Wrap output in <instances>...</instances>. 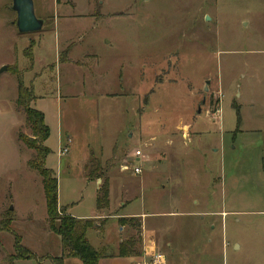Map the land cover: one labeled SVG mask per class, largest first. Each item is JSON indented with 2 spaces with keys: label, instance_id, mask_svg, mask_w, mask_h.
<instances>
[{
  "label": "rangeland",
  "instance_id": "obj_1",
  "mask_svg": "<svg viewBox=\"0 0 264 264\" xmlns=\"http://www.w3.org/2000/svg\"><path fill=\"white\" fill-rule=\"evenodd\" d=\"M33 1L43 26L20 33L12 1L0 0V264H10L13 233L38 258L60 254L41 178L27 165L34 152L17 139L30 131L15 76L27 85L35 74L30 106L49 128L45 167L67 213L96 211L103 178L88 180L84 166L97 157L111 188L95 223L110 211L145 213L160 229L141 250L173 249L177 264H264V0ZM135 148L146 155L143 172L119 171ZM172 204L204 214H162ZM115 215L87 233L108 253Z\"/></svg>",
  "mask_w": 264,
  "mask_h": 264
},
{
  "label": "trees",
  "instance_id": "obj_2",
  "mask_svg": "<svg viewBox=\"0 0 264 264\" xmlns=\"http://www.w3.org/2000/svg\"><path fill=\"white\" fill-rule=\"evenodd\" d=\"M67 50L65 52H67ZM28 58L31 59L29 56ZM15 79H17V97L15 104L23 112L24 125L30 131L29 135H23L19 132L17 139L24 144L29 145L30 149L34 152L31 159L27 161V165L32 170L36 171L41 178L47 212L46 221H48L49 230L60 238V254L58 257L45 255L38 258L34 252L21 246L20 237L13 233L15 237L13 244L14 254L8 257L10 260L9 263L13 264L17 259L32 258L37 262L49 259L52 264H64V258L76 257L82 262V264H97L100 259L111 257L112 254L105 252L102 249L94 248L87 239L86 232L90 230V228L97 227L95 219L73 218L67 213L66 207L58 205V189L55 173H53L51 169L45 167L46 156L49 154L50 150L45 145L44 141L49 135V128L44 122V114L30 106V103L35 99L32 87L25 85L23 79L18 76H15ZM107 164L108 163L104 165L101 164L97 157H90L87 164L84 166V172L88 180L90 179L94 181L103 178L95 196L97 211L105 210L109 204V180L104 176L106 175L105 170L107 169ZM58 208L60 209L59 212ZM3 222L4 223L2 224L5 225H2V228H5L3 230L9 231L8 224L11 223V219H4ZM118 224L119 226H129L136 234L127 235L122 239L118 244L117 255L120 257L140 255V244L142 240L140 234V220L133 217H121L118 218Z\"/></svg>",
  "mask_w": 264,
  "mask_h": 264
},
{
  "label": "crops",
  "instance_id": "obj_3",
  "mask_svg": "<svg viewBox=\"0 0 264 264\" xmlns=\"http://www.w3.org/2000/svg\"><path fill=\"white\" fill-rule=\"evenodd\" d=\"M69 52V51H68ZM59 55V54H58ZM58 60V59H57ZM55 61L54 63L57 65L59 62L58 61ZM64 62H66V63H69L70 64V60H69V58L67 59L66 58V60H64ZM52 67V66H50V65H46V67ZM36 76L38 75V74H35ZM34 75V77H32V78H30V80L27 82V85L28 86H31L32 87V91L34 92V88H35V82H36V79H35V76ZM35 96V95H34ZM35 98H36V96H35ZM34 101V100H33ZM66 138H68L69 139V136H66ZM136 149V148H135ZM134 149V150H135ZM133 150V151H134ZM132 151V152H133ZM88 159H89V157H88ZM88 159L85 161V164H87V162H88ZM145 161H147V160H145ZM142 171H143V169H142ZM99 181V180H98ZM141 182H142V180H141ZM95 183H97V181L95 182ZM110 186H111V183H110ZM109 186V187H110ZM122 187V186H121ZM97 188V187H96ZM111 188V187H110ZM124 188V187H123ZM98 189V188H97ZM125 191V190H124ZM96 193H97V191H96ZM109 193H110V189H109ZM126 193H130V192H127L126 191ZM129 201H131V199H129ZM128 201V202H129ZM193 201V203L195 204V203H197L198 201H195V200H192ZM119 203V205H120V207L121 206H124V205H126L127 203H123V202H118ZM176 205H178V204H172V206H173V208H171V209H168L167 211H165V212H162V214H165L167 217L168 216H178V215H183L184 213H188L189 215H200V214H202V216H203V214L204 213H197V212H188V211H190V210H184V211H182V210H179V208H178V206H176ZM180 205V204H179ZM106 210H107V208H105ZM96 210V209H95ZM103 210H101V211H95V212H93V213H91L90 214V216H89V219L90 218H97V217H100V214H101V212H102ZM186 211V212H185ZM109 212V211H108ZM111 213L110 214H106L105 215V217H104V219H105V221L103 222V223H96V226L97 227H95L96 229H100V230H102V228H103V226H104V224L106 223V220H107V218H109V217H107V216H111V215H115V213H112V211H110ZM69 214V213H68ZM145 214V213H144ZM144 214H141L140 216L139 215H137V216H129V217H133V218H138L139 220H140V222H141V231H140V234H141V238H143V242H144V244L147 242L146 241V239L148 238V237H150V235L148 234L149 232H152L153 233V231H154V229L157 227L158 229H160L159 228V226L158 225H156V223H155V221L153 222V223H151V222H148L147 221V217L148 216H146V215H144ZM153 214H155V213H153ZM153 214H151V215H153ZM221 215L222 217H223V215L225 216L226 214H225V212L223 211V209H221L220 211H216L215 213H211V215L210 216H216V215ZM70 215V214H69ZM73 217V216H72ZM75 218H78V219H85V218H83V217H86V216H83V215H75L74 216ZM73 217V218H74ZM115 217L116 218H118L117 217V215H115ZM117 226H118V235H119V237H118V241H117V244H116V251L115 252H112L111 254H112V256L111 257H106V258H102V259H100L99 261H98V263L97 264H151V261H150V258H149V256H147V255H145V251L144 250H141V244H140V250H141V254L140 255H138V256H122V257H120V256H118L117 254H118V250H117V248H118V244L122 241V239H124L127 235H123L122 234V232H123V229H124V227L123 226H119V224H117ZM213 226V228L215 227V223H214V225H212ZM94 228V227H93ZM179 229V228H178ZM160 231H162L164 234H166L163 230H160ZM87 233H88V231L86 232V235H87ZM130 234H132V232L131 233H129L128 235H130ZM87 237H88V235H87ZM88 239V241L91 243V241L89 240V238H87ZM141 242H142V240H141ZM180 244H181V242H179ZM92 244V243H91ZM143 244V245H144ZM236 245V244H235ZM92 246L93 247H95L93 244H92ZM145 246H147V247H149V249H153L154 251H155V249H154V244H146ZM237 246V245H236ZM99 247V246H98ZM98 247H95L96 249H100V247L98 248ZM183 248V247H182ZM185 249V248H184ZM60 252V251H59ZM163 256H164V260L161 262V263H159V264H177V260H176V258L178 257L177 255H175L174 254V252H173V249H170L169 250V253H165V252H163ZM63 262H64V264H82V262L78 259V258H71V257H66V258H64V260H63Z\"/></svg>",
  "mask_w": 264,
  "mask_h": 264
},
{
  "label": "water",
  "instance_id": "obj_4",
  "mask_svg": "<svg viewBox=\"0 0 264 264\" xmlns=\"http://www.w3.org/2000/svg\"><path fill=\"white\" fill-rule=\"evenodd\" d=\"M11 10L17 16L15 26L18 32L29 33L37 32L43 26V19L36 17L34 14L33 0H11ZM6 70V66L0 69V72ZM12 207L10 208V210Z\"/></svg>",
  "mask_w": 264,
  "mask_h": 264
},
{
  "label": "built area",
  "instance_id": "obj_5",
  "mask_svg": "<svg viewBox=\"0 0 264 264\" xmlns=\"http://www.w3.org/2000/svg\"><path fill=\"white\" fill-rule=\"evenodd\" d=\"M67 153V147L59 149L58 154L62 156ZM146 155L141 152L139 148H136L128 157L122 159L118 166V170L125 172L127 170L133 171L134 175L142 173L144 167L143 163L145 161ZM145 255L150 257L151 264H159L164 260V256L161 253H156L153 249L144 246Z\"/></svg>",
  "mask_w": 264,
  "mask_h": 264
}]
</instances>
